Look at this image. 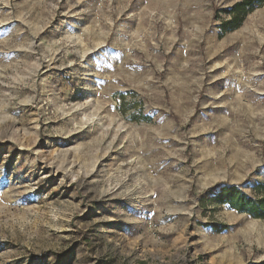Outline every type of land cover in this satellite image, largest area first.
<instances>
[{"label":"rangeland","instance_id":"374dc122","mask_svg":"<svg viewBox=\"0 0 264 264\" xmlns=\"http://www.w3.org/2000/svg\"><path fill=\"white\" fill-rule=\"evenodd\" d=\"M238 1L0 0V264L264 260V220L212 200L264 198V5L223 33Z\"/></svg>","mask_w":264,"mask_h":264},{"label":"trees","instance_id":"16d2710c","mask_svg":"<svg viewBox=\"0 0 264 264\" xmlns=\"http://www.w3.org/2000/svg\"><path fill=\"white\" fill-rule=\"evenodd\" d=\"M264 5V0H240L225 11L230 19L221 24L223 33L233 30L241 24L245 15L255 7ZM218 204L227 205L238 213L247 214L254 219L264 220V198L254 199L234 186L223 187L212 199ZM257 264H264V260Z\"/></svg>","mask_w":264,"mask_h":264},{"label":"bare ground","instance_id":"6f19581e","mask_svg":"<svg viewBox=\"0 0 264 264\" xmlns=\"http://www.w3.org/2000/svg\"><path fill=\"white\" fill-rule=\"evenodd\" d=\"M86 104V103H85ZM86 107V106H85ZM90 107V106H89ZM84 109L86 110V108H84V105L82 104V105H74V106H72V108H71V110H70V112H71V114L73 115V113H76V111L77 112H81V114L80 115H82V118L81 119H79V121H78V123L77 124H79V123H81V124H83V123H85V121H90V122H92V120L93 119H91V118H88V116L86 115V114H84L85 112H84ZM69 111V110H68ZM87 111V110H86ZM64 112H65V110H64ZM67 112V111H66ZM70 116V115H69ZM74 116V115H73ZM77 116V115H76ZM75 116V117H76ZM75 119V118H74ZM73 119V120H74ZM96 120V119H95ZM95 120H93V122L95 121ZM98 122H99V120H98ZM84 125H87V124H84ZM91 125H92V123H91ZM81 126V125H80ZM87 127V126H86ZM85 127V128H86ZM23 131V130H22ZM24 132V131H23ZM22 149V148H21Z\"/></svg>","mask_w":264,"mask_h":264}]
</instances>
